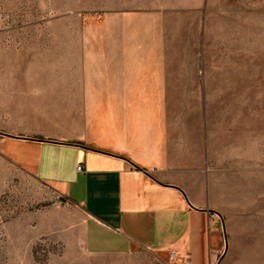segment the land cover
Masks as SVG:
<instances>
[{
  "label": "rangeland",
  "instance_id": "rangeland-1",
  "mask_svg": "<svg viewBox=\"0 0 264 264\" xmlns=\"http://www.w3.org/2000/svg\"><path fill=\"white\" fill-rule=\"evenodd\" d=\"M126 69L162 74L165 125L186 132L205 110L213 139L264 153V0H0V264H181L89 253L83 208L2 150L75 137L109 104L81 96Z\"/></svg>",
  "mask_w": 264,
  "mask_h": 264
},
{
  "label": "crops",
  "instance_id": "crops-1",
  "mask_svg": "<svg viewBox=\"0 0 264 264\" xmlns=\"http://www.w3.org/2000/svg\"><path fill=\"white\" fill-rule=\"evenodd\" d=\"M105 84L81 96L109 104L75 137L28 135L25 148L2 149L83 208L86 250L146 246L177 251L181 264H264V153L213 139L205 110L186 132L165 125L162 74L126 69Z\"/></svg>",
  "mask_w": 264,
  "mask_h": 264
},
{
  "label": "built area",
  "instance_id": "built-area-1",
  "mask_svg": "<svg viewBox=\"0 0 264 264\" xmlns=\"http://www.w3.org/2000/svg\"><path fill=\"white\" fill-rule=\"evenodd\" d=\"M170 256L172 259H177V251H170ZM185 264H189V262L186 261Z\"/></svg>",
  "mask_w": 264,
  "mask_h": 264
},
{
  "label": "water",
  "instance_id": "water-1",
  "mask_svg": "<svg viewBox=\"0 0 264 264\" xmlns=\"http://www.w3.org/2000/svg\"><path fill=\"white\" fill-rule=\"evenodd\" d=\"M16 136H19V137H22V138H35V137H31V136H28V135H16ZM38 138V137H37ZM41 139V138H40Z\"/></svg>",
  "mask_w": 264,
  "mask_h": 264
}]
</instances>
